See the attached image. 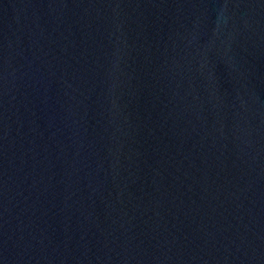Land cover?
<instances>
[{
	"label": "water",
	"instance_id": "obj_1",
	"mask_svg": "<svg viewBox=\"0 0 264 264\" xmlns=\"http://www.w3.org/2000/svg\"><path fill=\"white\" fill-rule=\"evenodd\" d=\"M0 264H264V0H0Z\"/></svg>",
	"mask_w": 264,
	"mask_h": 264
}]
</instances>
